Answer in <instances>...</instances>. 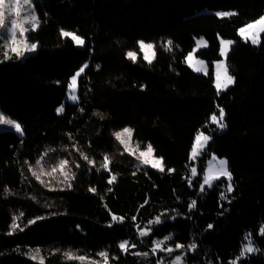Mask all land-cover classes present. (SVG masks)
Returning a JSON list of instances; mask_svg holds the SVG:
<instances>
[{
  "label": "trees",
  "instance_id": "trees-1",
  "mask_svg": "<svg viewBox=\"0 0 264 264\" xmlns=\"http://www.w3.org/2000/svg\"><path fill=\"white\" fill-rule=\"evenodd\" d=\"M34 11L40 23L28 35L35 52L5 58L0 48V114L24 132L0 131V264H41L31 253L43 264H81L67 252L87 262L103 261L98 254L107 252L108 264H138L133 253L169 235L172 246H185L179 252L185 251L187 264H230L249 234L264 250V33L257 45L238 35L264 15V0H37ZM62 31L85 45L76 47ZM199 38L207 42L196 53L208 62L207 75L185 63ZM219 39L234 41L226 58L234 82L218 94L213 63L221 59ZM138 41L154 45L151 64ZM129 51L138 54L135 63ZM85 64L78 99L70 104V78ZM221 108L223 130L211 122ZM125 128L132 130L134 150L151 145L163 158L164 172L125 150L115 136ZM198 132L210 140L192 161ZM212 155L228 161L231 193L224 179L200 190ZM61 160L68 161L64 169ZM68 169L75 177L66 181ZM158 216L160 224L149 223ZM142 230L151 232L148 239ZM125 240L135 247L122 252ZM192 243L197 248L188 251ZM239 264H264V252Z\"/></svg>",
  "mask_w": 264,
  "mask_h": 264
},
{
  "label": "snow or ice",
  "instance_id": "snow-or-ice-1",
  "mask_svg": "<svg viewBox=\"0 0 264 264\" xmlns=\"http://www.w3.org/2000/svg\"><path fill=\"white\" fill-rule=\"evenodd\" d=\"M23 4L27 6V8L22 9L21 7V0H0V40L5 41L4 44H0V48H4V56L5 58H10L7 48L10 47L11 53L15 54L18 58H21L25 55V53H32L37 49V44L35 42L30 41L29 32L35 31L39 27V19L36 16L35 11L33 10L34 0H23ZM7 9V15L6 10ZM218 16L224 17V16H230L235 15V13H217ZM15 16V18H13ZM17 29H19V33L17 32ZM254 30V35L250 34ZM260 33H264V17H260L258 20H256L253 23H250L246 25L245 27H242L239 29V35L247 42L248 40H251L252 43L258 42V37ZM61 35L63 37H69L71 40L77 45V46H84L85 40L78 35L68 32V31H62ZM201 44H205L206 42L201 38L199 41ZM221 49H220V55L222 57L227 56V52L230 48V45L233 44V41H226L221 40ZM140 50L144 53V60L147 61L149 64L152 63L155 53H154V45L152 43H145L144 41H138ZM173 42L171 40H168L165 45V50L171 51V46ZM151 53V55H150ZM127 58L132 60L133 63L136 62L137 56L134 51H129L127 53ZM193 57L189 55L187 57L188 65L189 67H193L194 71H200V68L194 67L192 63ZM88 67L87 64L83 65L71 78V82L68 85V88L70 90L69 92V98L73 101H77V96L75 95L76 89H77V78L81 76V74L85 71V69ZM216 68V88L217 93L219 94L220 91L223 89H226L230 84L234 82V77L229 74L228 66L226 65L224 60H221L215 65ZM222 69V71H221ZM57 114L60 115L64 111V105H61L57 108ZM225 118V112L221 108L219 109V115H212L211 122L215 124L219 129L223 130L226 128V124L224 123ZM9 126L11 129H14L16 133H18L20 136L24 135L23 127L22 125L15 121L14 119L8 118L6 115L0 114V126ZM132 130L129 128L123 129V132L115 133L116 138L119 140L121 136L124 134H128L129 138L131 137ZM210 140L209 135H205L204 133H198L195 137V143L192 148V156L195 157L197 155L198 150L201 148V146H206L207 142ZM123 143V141H121ZM128 150L127 148L125 149ZM154 152V149L151 145H148L146 152H141V157L150 155ZM131 154V153H129ZM81 157L88 161L89 164H93V161L89 159L87 155H85L83 152L80 153ZM43 159V157L41 158ZM212 160L216 162L217 168L214 173L211 175L206 174L204 176L203 184L200 186V190L203 192L205 190V185L208 187H213L214 185L210 183V181L219 180L221 177H224L228 183L226 185L225 191L227 193H231L233 191V184H232V173L229 170L228 167V161L226 159H218L216 156H212ZM145 163H148L149 161L145 160ZM39 164L40 161H37ZM68 161L61 160L60 161V168L64 169L67 165ZM110 163V158L108 156L104 157V161L102 164V167L107 170ZM152 167L158 169L161 172L165 171V168L163 166V158L154 159L151 161ZM77 167H80V165H76ZM30 171H33L31 168ZM53 171H55V168H53ZM169 172L173 171L171 169L168 170ZM62 174L65 177V180H71L75 177V173L71 172L70 169L67 171H63ZM192 174L196 175V169H192ZM33 175H36L35 171H33ZM51 175V173H49ZM39 178V177H37ZM115 177L113 176L112 179L108 181L109 184L113 182ZM68 187H71L72 185L69 183L67 185ZM89 191L95 192V188H90ZM222 200L225 198L224 193H221ZM196 206V201H192L191 204H189V210L193 209ZM23 215V214H21ZM163 215V214H162ZM174 218V217H173ZM40 219V218H37ZM135 220L136 218L133 217ZM112 220L114 222H120L123 220L122 217L113 216ZM35 221H30L29 223H34ZM162 222L161 217L158 216L154 221H150V224H160ZM112 225H109L111 227ZM13 227H17V225H13ZM213 225H208V228L211 229ZM20 231H23V228H20ZM261 234L264 235V228L260 230ZM148 231H141L140 236H147ZM171 239V235L168 237H165L164 240L160 241H153V247H152V254L155 255L157 251L166 252L167 254H172L176 250L184 249L185 246L182 244H175V247H167L166 242ZM246 243L242 245L241 251L238 255V257L231 261L230 264H239L240 261L244 260L247 256L262 253L264 250H261L258 246H256L252 235L249 234L245 237ZM129 247H135V245H129V242L127 240L122 241L119 244V248L122 252H127ZM197 248V245L195 243H192L188 246V251H193ZM36 253H39V249L35 250ZM134 255L138 256H148V253H133ZM100 257L103 258L104 264H108V253L107 252H100L98 254ZM65 256L69 260H78L81 262V264H88L86 261L85 256H76L73 252H67L65 253ZM30 258H35L34 256H30ZM114 259V258H113ZM41 264H43V260H41ZM91 264H95V262H91ZM157 264H164L163 259L158 260ZM169 264H186V260L184 256L177 255L173 260L169 262Z\"/></svg>",
  "mask_w": 264,
  "mask_h": 264
},
{
  "label": "rangeland",
  "instance_id": "rangeland-1",
  "mask_svg": "<svg viewBox=\"0 0 264 264\" xmlns=\"http://www.w3.org/2000/svg\"><path fill=\"white\" fill-rule=\"evenodd\" d=\"M35 1H37V0H34V2H35ZM21 7H22V9L27 8V6L23 4V0H21ZM33 10H34V5H33ZM5 11H6V15H7V9H6ZM262 17H264V15H263ZM13 18H15V16H13ZM244 27H245V26H244ZM17 32L19 33V29H17ZM250 34L254 35V30H253ZM261 34H262V33L259 34L258 42H259V38H260V35H261ZM238 35H239V31H238ZM239 36H240V35H239ZM240 37H241V36H240ZM65 38H69V37H65ZM241 38H242V37H241ZM69 39L71 40V38H69ZM200 40H201V38L195 40V46H194L193 50H192L190 53H188V55L186 56V58H185V63H186V65L189 67V65H188V61H187V57H189V55H191V56L193 57V59H192V63H193V65H194V67H196V68H200L201 70H200V71H194V70H193V67H189V68H190L192 71H194L195 73H199V74L207 75L208 72H209V65H208V62H206V61H204V60H201V59H199V58L196 57V53H197L199 50H201V49H205V48L207 47V42H206V40L203 39V40L206 42L205 44H201V43H199ZM221 40H225V39H219V43H220ZM242 40L245 41L243 38H242ZM71 41H72V40H71ZM226 41H233V40H226ZM1 42H2V44L5 43V41H3V40H1ZM72 42H73V41H72ZM233 42H234V41H233ZM247 42H249V43L252 44V45H257V43H258V42H257V43L254 44V43H252L251 40H248ZM73 43H74V42H73ZM74 44H75V43H74ZM233 45H234V43L230 45V48H229V50H228V52H227V56H228V54H229L231 48L233 47ZM75 46H76V47H79V48L83 47V46H77L76 44H75ZM220 49H221V43H220ZM4 50H5V49H4ZM7 51H8V53H9L10 55L13 54V53H11V51H10V47L7 48ZM139 51H140V53L142 54V58L144 59V53L140 50V48H139ZM34 52H35V51H34ZM32 53H33V52H32ZM135 53H136V52H135ZM219 53H220V52H219ZM27 54H31V53H25V55H27ZM25 55H24V56H25ZM150 55H151V53H150ZM136 56L138 57V54H137V53H136ZM227 56H226V57H222V56L220 55V58H221V59L213 63L214 86H215V84H216V75H215V73H216V68H215V65H216L218 62H220L221 60H224L225 63H226V58H227ZM154 57H155V56H154ZM153 61H154V59H153ZM153 61H152V62H153ZM146 62H147V61H146ZM147 63H148V62H147ZM221 71H222V69H221ZM77 80H78V78H77ZM70 82H71V80H70ZM232 85H233V83L230 84L227 88L231 87ZM215 88H216V86H215ZM227 88H226V89H227ZM216 90H217V88H216ZM223 90H225V89H223ZM69 92H70V90H69V88H68V91H67V94H66V102H68V103H70V104H74L75 102H73V101L69 98ZM75 95L77 96V89H76ZM4 130L13 131L14 133H16L15 130H14V129H11L9 126H6V125H5V126H0V131H4ZM120 132H123V131H120ZM198 133H203V132H198ZM198 133H197V134H198ZM16 134L19 135L18 133H16ZM197 134H196V135H197ZM196 135H195V137H196ZM205 135H206V134H205ZM195 137H194L193 145H194V143H195ZM120 140L123 141V145L125 146V149H126V148L128 149V150H127L128 153L134 154V155L136 156V158H139V159L142 161V163H143L144 165H146L147 167H150V168H152V169L158 170V169L152 167V164H151V161H153L154 159H158V158H156V157L153 155V153L150 154V155H147V156L141 157L140 153H141V152H146L147 149L144 150V151H139V152H138L137 150H134L133 146L131 145V137L129 138L128 134H124L123 136H121V137H120ZM207 144H208V142H207ZM193 145H192V148H193ZM206 146H207V145H206ZM206 146H201V148L198 150L197 155H196L195 157L192 156V148H191V150H190V155H189L190 159H191L192 161L197 160V158H199V157L202 155V153H203V151L205 150ZM212 156H215V155H212ZM212 156H211V158H210V159L208 160V162H207V165H206V168H205V171H204V174H203V178H202V182H201V184H203L204 176H205L206 174L211 175L212 173H214V172L216 171L217 165H216V162L212 160ZM216 157H217V156H216ZM217 158H218V159H221V158H219V157H217ZM222 159H224V158H222ZM145 160H147V161H149V162H148V163H145V162H144ZM192 176H194V175L192 174ZM220 179H224V180H226L224 177H221ZM220 179H219V180H220ZM216 181H217V180H215V181H210V183L214 184ZM226 181H227V180H226ZM227 182H228V181H227ZM200 186H201V185H200ZM208 188H210V187H208L207 185H205V189H208ZM142 231H148V235H147V236H143V237H145L146 239H148V237L150 236V233H151V232H150L149 230H142ZM140 232H141V231H140ZM141 237H142V236H141ZM166 237H168V236H166ZM164 238H165V237H164ZM164 238H162V239L152 238L151 240H149L148 250H146V251H142V252H141V251L138 252V253H148L149 255L146 256V257H145V256H138V255H137V257H138V264H157V261H158V260H161V259H163L164 264H169V262H170L171 260H173V259L175 258V256H177V255L185 256V251H183V252H179L180 250H176V251H174L172 254H167L166 252L157 251L156 254L153 255V254H152L153 241L164 240ZM169 242H170V240H168V241L166 242V246H167V247H173V248H174L175 246H172ZM244 243H246V240L244 241ZM30 256H34L35 258H31V259L34 260V261H36V262H41V260H43L42 258H39L35 253H31ZM30 256H29V257H30ZM152 258H154V261L151 260ZM91 262H95V264H104L103 261H96L95 259H93V260H89L88 264H91ZM186 264H187V263H186Z\"/></svg>",
  "mask_w": 264,
  "mask_h": 264
}]
</instances>
